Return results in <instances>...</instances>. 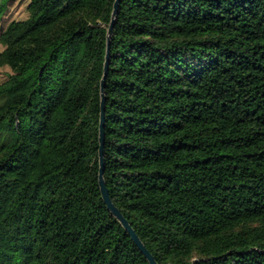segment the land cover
I'll list each match as a JSON object with an SVG mask.
<instances>
[{"label": "trees", "instance_id": "trees-1", "mask_svg": "<svg viewBox=\"0 0 264 264\" xmlns=\"http://www.w3.org/2000/svg\"><path fill=\"white\" fill-rule=\"evenodd\" d=\"M114 1L0 27V264H150L99 185ZM105 94V182L157 263L264 264V0H120Z\"/></svg>", "mask_w": 264, "mask_h": 264}, {"label": "water", "instance_id": "water-1", "mask_svg": "<svg viewBox=\"0 0 264 264\" xmlns=\"http://www.w3.org/2000/svg\"><path fill=\"white\" fill-rule=\"evenodd\" d=\"M119 3L120 0H115L113 4V11L111 16V21L107 29V49L104 62V72L101 78V114H100V126H99V185L102 193L103 200L107 204L109 210L115 215V217L121 222L125 229L130 233L132 239L142 251V253L147 257L150 264H158L155 260L153 254L145 246L139 235L135 232L134 228L129 223L128 219L123 215L121 210L113 202L109 190L107 188L104 171H105V110H106V94H105V85L106 78L109 71V64L111 59V39L114 31V26L117 21V15L119 12Z\"/></svg>", "mask_w": 264, "mask_h": 264}, {"label": "rangeland", "instance_id": "rangeland-1", "mask_svg": "<svg viewBox=\"0 0 264 264\" xmlns=\"http://www.w3.org/2000/svg\"><path fill=\"white\" fill-rule=\"evenodd\" d=\"M84 0H47L45 10L39 17L38 23H43L68 12ZM28 0H11L9 5L0 0V27H5L12 19H21L27 16L26 5ZM8 68L0 69V82L7 76Z\"/></svg>", "mask_w": 264, "mask_h": 264}]
</instances>
